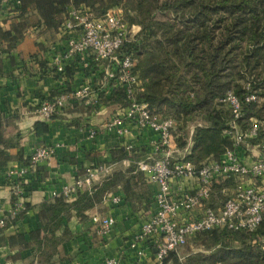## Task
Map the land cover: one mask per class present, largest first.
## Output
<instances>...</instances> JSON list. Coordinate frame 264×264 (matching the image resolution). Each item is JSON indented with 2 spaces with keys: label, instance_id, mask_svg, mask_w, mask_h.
I'll list each match as a JSON object with an SVG mask.
<instances>
[{
  "label": "trees",
  "instance_id": "16d2710c",
  "mask_svg": "<svg viewBox=\"0 0 264 264\" xmlns=\"http://www.w3.org/2000/svg\"><path fill=\"white\" fill-rule=\"evenodd\" d=\"M19 1L21 15L35 11L39 26L56 33L71 6H85L99 18L117 9L128 27L138 26V33L121 48L122 54H130L137 61L135 72L142 88L137 98L148 104L152 115L174 122L173 135L180 152L187 148L190 138L189 152L183 160L196 168L207 158L219 160L226 150L232 149V140L224 134L232 114L221 102L229 92L241 102V117L236 121L238 129L248 131L252 120L259 124L256 137L246 138L245 144L253 146L264 142V0ZM59 49L54 47L44 52L47 64ZM82 63L79 57L72 58L64 64L63 74L50 68L60 76L70 75L69 71L82 75L97 72L102 79V72L92 60L87 59L86 68ZM95 89L97 103H118L126 107L123 90L111 88V82L104 90L99 91L98 86ZM250 93L257 100L246 103L245 97ZM193 126L194 131L189 136ZM148 152L135 147L124 152L113 162L132 161L125 171L110 172L73 201L62 196L44 200L37 207L39 227L31 246L30 264H55L53 259L60 245L71 238L68 228L62 229L63 219L71 216L84 219L85 213L108 195L120 194L124 203L128 201L132 205L144 199L149 206V184L137 165ZM154 157L160 158L161 154ZM172 157L179 159L176 154ZM28 165L29 158L25 163ZM100 165L104 164L97 162L93 167ZM237 183L234 177L218 180L205 206L215 211L221 209L228 198L224 190L229 189L228 186L234 189ZM26 187L28 192V183ZM216 196L221 198L216 199ZM29 208L25 203L10 223L14 224ZM188 242L192 250L189 249L186 256L181 258L178 251L170 253L163 264H264V216L253 232L215 230ZM188 242L184 246H188Z\"/></svg>",
  "mask_w": 264,
  "mask_h": 264
},
{
  "label": "built area",
  "instance_id": "2783aa9c",
  "mask_svg": "<svg viewBox=\"0 0 264 264\" xmlns=\"http://www.w3.org/2000/svg\"><path fill=\"white\" fill-rule=\"evenodd\" d=\"M138 31V26H127L120 10H110L99 18L85 6H71L58 29L60 39L64 38L61 40L63 44L52 56L49 65L55 68L57 74H63L64 64L74 57L82 60L83 68L87 67V59L92 60L103 75L97 84L98 90H104L111 82V88L123 90L127 100L126 107H120L104 123L103 130L119 139H125L132 131H147L154 136L149 141L148 156L137 164L148 184L156 186L151 212L129 238L127 249L133 253L132 264H163L170 253H177L190 239L203 233L222 229L250 233L257 229L264 216V142L253 146L245 144L246 138L256 137L259 124L252 120L248 131L238 129L236 121L241 117V102L229 92L221 102L232 114V120L224 131L225 136L232 140V149L226 150L219 160L207 158L198 168L184 161V155L189 152L190 138L184 151L180 152L175 147L174 122L152 115L148 104L138 100L137 95L142 88L135 72L137 61L132 55L121 53L123 44ZM91 91L88 84L49 96L41 101L37 113L43 120H51L66 106L88 100ZM256 100L253 93L245 97L246 103ZM197 126L200 127V124ZM194 128H190L189 136ZM95 135V130L88 132L89 139H94ZM172 146L174 150H171ZM132 148L131 144H125L123 153ZM251 149L257 151V156L247 164L243 154ZM53 154L54 148L40 146L30 155L28 166L7 172V178L12 180L13 202L8 214L0 216V229L23 209L28 173L41 163L48 164ZM159 154L160 158L154 157ZM173 154L179 159H174ZM109 173L105 165L91 167L83 178L75 177L72 184L63 185L60 192L53 193L51 197L62 196L73 201ZM233 177L238 179V183L234 189L224 190L228 198L222 208L215 211L205 206L213 185L220 179ZM106 197L112 204L122 202L120 195ZM91 223L96 225L97 234L106 238L115 220L110 216L96 215L91 218ZM147 253L150 254V261L146 258ZM103 264L127 263L119 258H107Z\"/></svg>",
  "mask_w": 264,
  "mask_h": 264
},
{
  "label": "crops",
  "instance_id": "0c3cea01",
  "mask_svg": "<svg viewBox=\"0 0 264 264\" xmlns=\"http://www.w3.org/2000/svg\"><path fill=\"white\" fill-rule=\"evenodd\" d=\"M20 7L19 0H0V216L8 214L13 202L12 180L7 178V172L25 166L40 146L54 148V154L48 164L41 163L26 177L28 211L14 224L8 221L0 229V264H30L31 246L39 227L37 207L44 200L59 193L63 185L72 184L75 177L83 178L86 170L97 162L110 172L125 171L132 161L113 162L122 156L124 145L148 150L154 137L147 131H132L125 139H119L105 132L104 123L121 105L97 103L95 87L101 80L97 72L82 75L69 71L68 76L54 73L44 52L62 46L58 32L39 26L35 11L21 15ZM88 84L92 88L88 100L66 106L48 121L38 115L43 99ZM90 130L96 131L94 139L88 138ZM256 152L251 149V154L244 157L245 163H251L250 157ZM148 191L151 196L148 211L144 210L147 205L144 199L133 205L128 201L112 204L106 197L87 211L84 219L76 216L63 219L62 229L67 227L71 238L60 245L53 259L55 264H103L107 258L132 264L134 256L127 249L128 240L150 214L156 186L149 184ZM96 215L115 220L106 238L100 237L96 225L91 223ZM146 258L150 261L149 253Z\"/></svg>",
  "mask_w": 264,
  "mask_h": 264
},
{
  "label": "rangeland",
  "instance_id": "374dc122",
  "mask_svg": "<svg viewBox=\"0 0 264 264\" xmlns=\"http://www.w3.org/2000/svg\"><path fill=\"white\" fill-rule=\"evenodd\" d=\"M135 26V25H134ZM257 153V152H256ZM248 154H251V153H249V152H245L244 154H243V156L244 157H246V155H248ZM256 156H257V154L256 155H254V156H252V157H250L251 159H252V161L254 160V159H256ZM228 188H229V190H231L232 188H231V186H228ZM220 199L221 198V196H216V199ZM222 200H220V201H217L216 203L218 204V203H220ZM148 207L149 206H147L146 205V208L144 209L145 211H148ZM190 242H188V244H189ZM187 244V245H188ZM189 249L190 250H192V246L189 244L188 246H184V247H182V248H180L179 250H178V252H179V254H180V256H181V258L183 257V256H186L187 254H188V251H189Z\"/></svg>",
  "mask_w": 264,
  "mask_h": 264
}]
</instances>
